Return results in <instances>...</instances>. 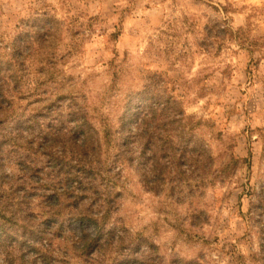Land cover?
Masks as SVG:
<instances>
[{
	"label": "rangeland",
	"instance_id": "obj_1",
	"mask_svg": "<svg viewBox=\"0 0 264 264\" xmlns=\"http://www.w3.org/2000/svg\"><path fill=\"white\" fill-rule=\"evenodd\" d=\"M0 264H264V0H0Z\"/></svg>",
	"mask_w": 264,
	"mask_h": 264
},
{
	"label": "trees",
	"instance_id": "obj_2",
	"mask_svg": "<svg viewBox=\"0 0 264 264\" xmlns=\"http://www.w3.org/2000/svg\"><path fill=\"white\" fill-rule=\"evenodd\" d=\"M23 36H21L20 37V39L22 38ZM23 39H24V37H23ZM21 46H18V48H17V51H18V53H21V54H23V49H24V45H25V43L24 44H20ZM136 124H138V120L136 119V122H135ZM86 125H87V128L88 129H90V130H92V131H87V132H85V130H86ZM84 126H85V129L83 130V128H84ZM78 130L77 131H79V132H82L83 133V135H84V137H85V143H87L88 141H90L91 139H92V137H93V135L92 136H90V134H91V132L93 133L94 132V130H93V128H92V126H90V124H89V122H88V120H87V123H86V121H84V123H80L78 126ZM88 132L90 133V134H88ZM76 134L77 133H74V135H73V137H72V139L73 140H75V138H76ZM75 148H78V150L80 151V154L82 155V156H86V152L84 151V146H77V147H75ZM86 158V157H85ZM85 167H83L82 169H81V171H85ZM31 171H33V170H31ZM24 173H26V174H30L31 176L34 174V172H30V169L29 168H27V170H24ZM75 176V178H76V176H78L76 173H73V174H71L70 176ZM82 182H80V184H81ZM89 218V217H88ZM87 217H85L84 219H81L82 221V224H83V226H85L86 228L85 229H83V231H85L86 233V237H85V244L83 245V247H82V252L81 253H85V252H87L88 254H92V252H91V250L94 248V249H96L98 246H99V244H100V241H101V239H103V235L100 233V231H95V235L94 236H90V233H88V230H89V228L91 227V224L90 223H94L96 226H100V224L102 223V222H93L91 219H88ZM88 223V224H87ZM103 233V232H102ZM106 237H110V235H108V236H106Z\"/></svg>",
	"mask_w": 264,
	"mask_h": 264
}]
</instances>
